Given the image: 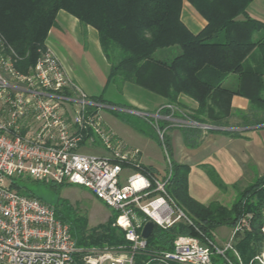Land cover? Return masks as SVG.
Masks as SVG:
<instances>
[{
    "label": "trees",
    "instance_id": "1",
    "mask_svg": "<svg viewBox=\"0 0 264 264\" xmlns=\"http://www.w3.org/2000/svg\"><path fill=\"white\" fill-rule=\"evenodd\" d=\"M183 1L206 22L197 35L191 34L180 20ZM252 1L0 0V34L19 59L17 70L26 73L34 65L59 11L77 19L83 30L95 29L109 65L106 85L113 84L120 92L125 83H131L164 98L167 105L158 111L163 117L171 114L168 105L178 106L179 95L198 104L192 113L179 107L185 111L184 115L173 114L177 119L213 127L205 131L197 127L181 128L184 144L191 148L210 133L239 136V132L222 128L228 126L227 119L232 116L230 102L235 95L249 102L238 127L264 125V24L247 15ZM257 34L260 35L255 37ZM231 75L236 76V84L225 86ZM92 99L106 104L102 97ZM157 124L160 129L174 128L168 121ZM137 131L159 143L152 125L151 132ZM166 147L168 156L167 138ZM170 167L167 193L190 223L180 221L165 230L156 227L147 240L148 252L171 250L177 236L193 237L202 243L205 239L213 241L209 233L212 229L233 227L246 213H251L250 231L241 233L235 243L243 263L250 264L264 245V186L258 190L264 184V175L244 192L248 195L257 189L255 203L241 198L227 210L215 201L202 205L193 200L187 193L189 168L171 161ZM142 169L157 175L151 167ZM211 177L220 186L215 175L211 173ZM19 178L11 180V188L33 197L20 191L21 187L14 181ZM55 217L68 225L76 240L71 225L56 210ZM94 241L119 242L113 234L102 235Z\"/></svg>",
    "mask_w": 264,
    "mask_h": 264
},
{
    "label": "built area",
    "instance_id": "2",
    "mask_svg": "<svg viewBox=\"0 0 264 264\" xmlns=\"http://www.w3.org/2000/svg\"><path fill=\"white\" fill-rule=\"evenodd\" d=\"M18 60L0 34V264H137L148 252V239L142 237L146 223L153 224V231L190 223L167 193L168 130L158 127L157 113L151 115V125L167 159L163 177L142 169L140 151L127 147L104 125L106 106L91 100L69 78L51 49L40 48L26 73L17 70ZM164 119L174 121V127L210 129L170 116ZM84 145H98L107 154H82ZM126 170L131 173L125 175ZM19 177L87 189L115 214L126 249L111 255L79 248L51 206L11 188V180ZM229 251L242 264L230 243L219 248L208 239L202 243L177 236L171 250L151 249L142 264H215L213 255L222 259L220 264H233ZM253 261L264 264V254L250 264Z\"/></svg>",
    "mask_w": 264,
    "mask_h": 264
},
{
    "label": "crops",
    "instance_id": "3",
    "mask_svg": "<svg viewBox=\"0 0 264 264\" xmlns=\"http://www.w3.org/2000/svg\"><path fill=\"white\" fill-rule=\"evenodd\" d=\"M247 15L264 24V0H253L247 8ZM180 20L193 35H197L206 26V22L186 1L182 2ZM44 46L54 52L69 78L90 98L102 97L106 101L104 109L127 106L140 111L145 110V104L135 100L133 96L135 89L129 83H125L120 91L123 93L122 96L126 97V103L116 102L115 95L119 91L113 84L106 85L109 65L101 52L95 29L86 27L83 30L77 19L64 11H59L55 25L47 33ZM235 84V75H231L225 82V86L228 87ZM150 99L151 113L160 116L158 121H167L158 112L167 105V101L153 93ZM177 105L190 113L198 108L195 101L184 95L178 96ZM230 108L232 116L227 119L226 124L228 126L242 124L241 116L249 108L248 100L235 95L231 98ZM103 121L104 125L113 131H115L113 127L116 129L117 126L122 129L117 130L126 136V140L116 131L115 133L127 147L140 151L144 167H151L161 177L167 173V159L153 137L104 115ZM235 128L225 129L239 132V136L210 133L191 148L184 144L181 127L167 131V158L169 162L189 168L187 193L202 205L212 201L222 203L226 198L231 201L235 196L232 195L235 188L248 185L264 175V125ZM211 173L215 175L220 186L215 183Z\"/></svg>",
    "mask_w": 264,
    "mask_h": 264
},
{
    "label": "rangeland",
    "instance_id": "4",
    "mask_svg": "<svg viewBox=\"0 0 264 264\" xmlns=\"http://www.w3.org/2000/svg\"><path fill=\"white\" fill-rule=\"evenodd\" d=\"M239 19H243V18L239 17ZM157 56L158 54L156 53L155 57ZM129 85H131V87L135 89V93L133 94L135 100L141 102L142 104H145L146 106L144 107L145 110L140 111V110L132 109L131 107L129 108L127 106L124 107L118 106L117 108L114 109L113 108L102 109V115H104L105 117L113 118L114 120L119 121L124 125H128L136 130L151 132V115H153L151 113V99H150L151 92L146 91L144 89L142 90V88L140 89L139 86H136L131 83H129ZM85 94L87 95V93ZM122 94L123 93L120 92L116 93L115 95V98L117 100L116 102L120 104H125L126 97L122 96ZM90 99L93 100L92 98ZM168 106L172 107L174 111L172 113V111L170 110L171 111V114L169 115L170 118L173 120H182L175 118L173 114L184 115L185 111L181 110L179 106H175V105H168ZM131 111L133 113H131ZM186 113L188 112L186 111ZM258 114L261 115L262 114L261 111ZM168 122L171 124L174 123V121L172 120ZM117 127L119 128V126ZM208 127H210V129L213 128L211 126ZM235 127L238 126L230 125L222 128L236 129ZM113 128L117 133H119L120 130L122 131L121 128L119 129L118 128L115 129V127ZM202 130L205 131L204 129ZM119 134L124 140H126V136L123 135L122 132ZM79 152L85 155H94V156L107 154L104 152L102 147L98 145L96 146L84 145L79 149ZM163 155L165 156V154ZM140 164L143 166L141 158H140ZM130 173H131L130 170H126L124 172L125 175H128ZM14 181L21 187L20 189L21 192L29 194L39 199L43 203L51 206L53 209L57 211L58 215L62 219H64L71 225L77 237V239L75 240V242L77 241L76 245L79 248L85 250H96L98 252L106 250L109 251L111 255L118 254L126 249L127 244L124 238V232L115 225V217H116L115 214L109 208H107L101 201L96 199L87 189L75 185H55L52 183L36 181L24 177L15 179ZM252 184L253 182L248 185L238 186L237 188H235L232 193V195L234 194L235 196L233 199H231V201H229L230 199L228 200L226 198L225 201H223L222 203L219 201H215V202L219 206L227 210L231 209L232 205L241 198L248 200L247 202L250 204L255 203L256 192L260 190L264 186V184L258 187V190L253 189L252 192L250 193L248 192V195L245 194L244 192L248 188H250ZM53 185L54 187H52ZM252 216L253 215L251 213H246L243 217L239 219V221L233 227L220 226L215 229H212V231L209 232L211 239L219 248H223L225 244L230 243L232 248L238 253L235 247V243L238 242L236 241V238L238 237L237 239H239L241 233L250 231L251 228L250 220ZM235 228H238V230L234 232ZM238 233L240 234L236 236ZM109 234H113L114 238L117 239L119 242L97 243L94 241L97 238L101 237L102 235L105 236ZM263 244H264V240H263ZM263 254H264V245L256 256H260ZM227 255L231 257L233 264H238V262L232 256V252L229 251ZM239 257L242 264H244L240 255ZM149 258H150L149 253L143 254L137 260V264H142L143 262H146ZM212 259L214 260L215 264H220L222 261V259L217 257L216 255H213Z\"/></svg>",
    "mask_w": 264,
    "mask_h": 264
},
{
    "label": "water",
    "instance_id": "5",
    "mask_svg": "<svg viewBox=\"0 0 264 264\" xmlns=\"http://www.w3.org/2000/svg\"><path fill=\"white\" fill-rule=\"evenodd\" d=\"M153 224L151 222H148L144 225L143 230H142V237L144 239H149L151 237V233L153 231Z\"/></svg>",
    "mask_w": 264,
    "mask_h": 264
}]
</instances>
